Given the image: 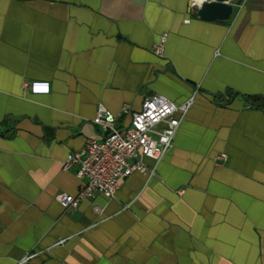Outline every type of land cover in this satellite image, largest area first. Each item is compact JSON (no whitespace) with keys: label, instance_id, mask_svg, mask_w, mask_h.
Masks as SVG:
<instances>
[{"label":"crops","instance_id":"obj_1","mask_svg":"<svg viewBox=\"0 0 264 264\" xmlns=\"http://www.w3.org/2000/svg\"><path fill=\"white\" fill-rule=\"evenodd\" d=\"M195 12L0 0V264H264V0L226 21ZM146 94L193 95L171 148L65 210L79 180L62 164L99 136L97 107L120 127Z\"/></svg>","mask_w":264,"mask_h":264},{"label":"built area","instance_id":"obj_2","mask_svg":"<svg viewBox=\"0 0 264 264\" xmlns=\"http://www.w3.org/2000/svg\"><path fill=\"white\" fill-rule=\"evenodd\" d=\"M203 1L189 0V11L195 12ZM164 41L165 34H162L160 41L152 46L157 56L163 54ZM192 103L193 95L175 104L164 95L146 94L140 108L130 111L128 122L120 127L115 125V115L99 105L93 117V123L100 129L99 136L70 152L62 164L63 170L74 169L79 180L78 191L75 194L61 192L57 201L65 210H72L80 200L91 199L96 194L113 197L121 179L145 169L143 158L158 162L171 148L179 124ZM217 160L224 162L226 154L220 153ZM153 170L151 167L150 173ZM93 210L101 212L98 206ZM29 257L25 256L18 264Z\"/></svg>","mask_w":264,"mask_h":264},{"label":"water","instance_id":"obj_3","mask_svg":"<svg viewBox=\"0 0 264 264\" xmlns=\"http://www.w3.org/2000/svg\"><path fill=\"white\" fill-rule=\"evenodd\" d=\"M237 0H204L196 8V16L206 21H226L232 15Z\"/></svg>","mask_w":264,"mask_h":264}]
</instances>
